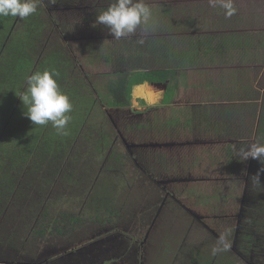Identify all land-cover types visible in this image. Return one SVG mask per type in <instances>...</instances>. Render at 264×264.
Returning <instances> with one entry per match:
<instances>
[{
  "label": "rangeland",
  "instance_id": "1",
  "mask_svg": "<svg viewBox=\"0 0 264 264\" xmlns=\"http://www.w3.org/2000/svg\"><path fill=\"white\" fill-rule=\"evenodd\" d=\"M42 1L55 38L78 61L76 73L100 86L108 74L140 69L185 68L191 79L170 105L139 98L143 110L102 106L115 128L92 111L88 139L52 185H24L0 208V264H264V165L238 159L241 148L264 143V0H233L230 18L209 0H144L149 24L119 40L94 26L112 0ZM232 37L241 42L230 40L215 60L201 61L202 75L216 85L199 86L194 58L185 55ZM167 86L151 87L161 93ZM98 129L110 136L108 147L117 142L107 159V149L95 152ZM90 174L95 188L120 183L114 208L105 209L102 190L87 193ZM72 216L84 222L58 231L55 220Z\"/></svg>",
  "mask_w": 264,
  "mask_h": 264
},
{
  "label": "trees",
  "instance_id": "2",
  "mask_svg": "<svg viewBox=\"0 0 264 264\" xmlns=\"http://www.w3.org/2000/svg\"><path fill=\"white\" fill-rule=\"evenodd\" d=\"M55 32L52 18L42 0L38 11L27 19L0 17V138L4 134L2 132H6L0 140V208L10 206L22 191L26 192L23 190L24 185L29 188L36 184L42 188L43 185V191L46 186L52 185L56 175L59 176L66 169L71 149L80 143L82 131L87 127L88 116L92 111L101 112L104 120L112 125L108 112L101 107H131L133 89L136 85L146 81L151 83L169 81L163 103L172 104L182 83L191 79L185 68L140 69L108 74L113 78L100 86L93 80L94 76L90 79L83 73H76L78 62L76 57L70 52L69 46L55 38ZM230 40L241 42L237 37H232L224 39V44L219 46L206 44L205 48L192 49L185 55L194 58L197 74L193 75H197V80H201L197 83L199 86L216 85V81L207 80L202 75L200 65L204 61H201L205 57H212L215 60L224 52ZM106 58L108 63L113 59L112 56ZM45 69H55L59 73L58 83L62 91L71 98L73 109L66 129L67 135L58 134L51 123L35 126L24 115L26 109L18 95L26 88L28 75ZM104 126H107L106 123ZM97 132L100 140H105L100 143L107 144L110 141V136L107 137L102 129H98ZM100 150L102 149H97L98 154H101ZM88 178L90 182H86L87 193L89 190L94 193L102 190L105 209L114 208L122 200L120 183H114L112 180L108 184L109 182L105 181L102 187L95 188L97 182L95 174L94 177L90 174ZM98 182L100 183V180ZM75 184L79 185L78 182ZM83 206L85 208L88 206L92 213L95 209V206L90 207L89 203H83ZM49 212L48 208L43 211V219L49 217ZM80 222H84L81 216H72L69 221L55 220L54 223L57 230L63 232ZM206 264L211 262L208 261Z\"/></svg>",
  "mask_w": 264,
  "mask_h": 264
},
{
  "label": "clouds",
  "instance_id": "3",
  "mask_svg": "<svg viewBox=\"0 0 264 264\" xmlns=\"http://www.w3.org/2000/svg\"><path fill=\"white\" fill-rule=\"evenodd\" d=\"M55 3V0H50ZM41 0H0V17L27 19L38 11ZM212 7L217 4L225 10L227 18L236 14L233 0H209ZM152 9L144 0H112V3L97 14L95 25H104L114 39L136 33L141 25H148L152 19ZM143 39L139 43H143ZM59 73L55 69L35 71L26 78V88L18 96L25 106L24 115L36 126L51 123L58 134L67 135V126L73 109L71 98L62 91L58 83ZM240 161L258 159L264 165V143L253 142L238 153ZM264 172V167L260 169ZM259 183V172L252 177ZM215 252V249H214Z\"/></svg>",
  "mask_w": 264,
  "mask_h": 264
},
{
  "label": "crops",
  "instance_id": "4",
  "mask_svg": "<svg viewBox=\"0 0 264 264\" xmlns=\"http://www.w3.org/2000/svg\"><path fill=\"white\" fill-rule=\"evenodd\" d=\"M209 80V79H208ZM152 84H157V83H151V82H148V81H146L145 83H142V84H139V85H136L135 87H134V89H133V99H132V106L131 107H133L134 109H140V110H143L144 108L143 107H145V106H143V107H141L139 104H138V100H139V98H141V99H145V102L147 103V105H153V104H155V102H164V99H165V93H166V90L165 91H161L160 89H158V90H160L161 91V93H158V91L156 90V89H152ZM162 84V83H161ZM169 84V83H168ZM136 87H137V89L138 90H135L136 89ZM202 87H204V86H202ZM167 89V88H166ZM135 91H137V94H136V92ZM140 91H142L143 93H144V96H140V94H141V92ZM134 92H135V94H134ZM137 97V98H136ZM159 98V100L157 101V99ZM161 99V100H160ZM174 101H173V103H176V100H177V95L175 96V98L173 99ZM172 103V104H173ZM165 105H167V104H165ZM168 105H170V104H168ZM130 107V108H131ZM125 108H129V107H125ZM108 109H110V110H112V111H115V110H117V109H124V108H116V107H108ZM110 112V111H109ZM108 112V115H109V121H110V123L113 125V127L115 128V123L113 122V120H112V118H111V116H110V113ZM139 115H142V113L141 114H139ZM89 129L90 128H88V127H86L83 131H82V135H81V141L80 142H84V141H86L87 139H88V132H89ZM2 133H6V132H2ZM8 133V132H7ZM3 134V135H4ZM10 134V133H9ZM97 134V133H96ZM3 135L1 136V138H0V140L3 138ZM105 141V140H104ZM104 141H101L100 140V138H99V136H97V138H96V140L94 139V143H93V145H95L94 146V148H95V152H97V149H102V150H100V151H105L106 149V152H104V157H103V159H107V158H109L110 156H111V154H112V152H114V150H115V152H116V145H117V142H115V141H113L112 140V144H110L109 145V147H108V144H109V142L106 144V143H100V142H104ZM78 144V143H77ZM77 144H75L73 147H72V149H71V155H72V153L74 152L73 151V149H75V147H76V145ZM108 151H110V152H108ZM71 155H70V157H71ZM69 157V158H70ZM102 159V160H103ZM95 176H96V174H95Z\"/></svg>",
  "mask_w": 264,
  "mask_h": 264
},
{
  "label": "flooded vegetation",
  "instance_id": "5",
  "mask_svg": "<svg viewBox=\"0 0 264 264\" xmlns=\"http://www.w3.org/2000/svg\"><path fill=\"white\" fill-rule=\"evenodd\" d=\"M10 246H13V245H10ZM15 246V245H14ZM23 263L19 262V264H27L28 262H24L22 261Z\"/></svg>",
  "mask_w": 264,
  "mask_h": 264
},
{
  "label": "water",
  "instance_id": "6",
  "mask_svg": "<svg viewBox=\"0 0 264 264\" xmlns=\"http://www.w3.org/2000/svg\"><path fill=\"white\" fill-rule=\"evenodd\" d=\"M169 83V81H167L166 83H164V84H168ZM157 84H161V83H157Z\"/></svg>",
  "mask_w": 264,
  "mask_h": 264
}]
</instances>
